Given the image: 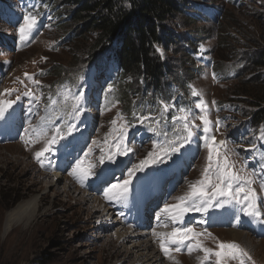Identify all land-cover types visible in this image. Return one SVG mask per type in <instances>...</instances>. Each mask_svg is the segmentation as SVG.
<instances>
[{
	"label": "rangeland",
	"instance_id": "374dc122",
	"mask_svg": "<svg viewBox=\"0 0 264 264\" xmlns=\"http://www.w3.org/2000/svg\"><path fill=\"white\" fill-rule=\"evenodd\" d=\"M253 8L264 10L255 1L248 2L239 10L228 6L224 22L225 30L229 27L227 19L231 15L234 14L240 22L231 28L230 32L240 41V45H236L244 53L250 50L246 45L247 38L244 30L250 29L255 35L260 33L258 22L250 17ZM51 18H47L48 22L45 25L38 18L35 30L29 39L24 41L28 44L27 48L17 52L2 51L0 53V61L5 59L4 61L9 65L0 89V104L7 108V102H14L11 108H7L6 119L0 120V264H132L136 256H130L127 251L133 241L128 240L130 243L122 247L123 243H117L113 236V223L106 221L100 212L95 210L97 209L96 203H83L81 200H84L87 195L98 198L106 209L112 210L110 219H116L120 223L127 222L138 213L140 199L135 186L144 174L158 180L164 178L167 183L164 193H169L163 201L165 205L177 204L179 203L178 198L190 195V186L202 178L209 150L204 145L198 157L191 158L190 165L176 163L169 167L165 174L161 171H154L149 164L146 165L143 171L133 177L125 199L109 200L105 197L107 188L111 184L127 179L128 169L145 159L149 152L157 148V145L153 138H138L137 135L130 136L127 132L128 138L125 143L131 151L127 155L115 157V163L106 161L101 166L99 158L102 150L105 155L109 151H116L115 138L119 134L120 126L127 120L121 114L120 104L109 110H102L100 105L92 100L79 131L54 145L53 150L43 158L44 166L42 167L35 159L34 153L41 149L43 142L25 143V140L29 138L34 139L39 132L48 133L47 130L37 128V120L41 114L44 94L51 88L49 84L54 77L49 76L44 79L39 74L46 70L52 71L55 66L68 68L74 65L77 63V51H80L90 41V38L83 40L77 37L71 43H66L62 47L58 46L61 36H58L59 31L52 27ZM170 25L174 26V23L170 21ZM201 27L203 26L188 23L187 29L193 31ZM1 30L7 32L8 35L18 34V28L2 27ZM216 32L215 30L214 33ZM213 47H218L214 57L220 63L225 61L221 60L223 58L220 52L226 57L230 55V51L220 46L215 39L209 41L207 50ZM35 81H40V83ZM235 86V82L216 81L211 69L205 68L204 74L195 80L194 88L197 95L207 105L205 111L211 121L209 125L211 131L208 134L204 133L203 125L199 120V116L203 113L197 107H195V116L190 117L189 122L200 125L193 130L204 134V142L206 135H215L217 141L226 142L229 161L235 165L236 171L242 177L254 181L251 187L257 190L258 196L254 201V209L248 210H254L257 214L251 217L245 215L244 201L236 203L230 197H216L207 212L189 210L192 213L190 218L195 220L189 228L197 233H204L198 237L199 241L204 247L214 250L220 242H235L228 235V230L244 232L257 245L252 251L242 243L235 242L252 257V261H246V264H253V262L264 264V188L261 187L264 182V169H261L256 159L258 151L251 149L259 145V142L254 141L253 138L259 140L261 130L253 137L242 138L244 136L237 127L249 118L241 112L238 114L225 110L222 111L223 117H220L214 109L217 103L229 101V94L233 93ZM252 87L256 88L255 86L249 88L253 90ZM100 88L95 90L96 95L100 93ZM239 101L249 105L253 99L240 98ZM114 119L117 120L116 125L111 123ZM217 121H219L218 125ZM82 127L83 130L80 131ZM217 128H219L218 131ZM52 134L48 133L49 136ZM106 137L107 143L105 142ZM199 142L202 143V140L199 139ZM17 146L21 149L18 152ZM7 151L19 154L11 155ZM220 151L223 154L225 149L221 148ZM185 153L190 157L187 148ZM63 157H66L62 169L64 180L59 186L51 187L47 184L55 179L53 177H55L58 163ZM77 161H81L84 168H87L89 164L96 165L93 171L97 175L89 177L81 184L69 175ZM213 172H215V167H213ZM176 176L178 180H175ZM99 181L107 183L98 189ZM68 183L73 186L72 196L64 194ZM234 183L240 184L242 181L238 180ZM35 202L37 203L36 216L30 219L24 218L22 222L18 220L12 229L6 232L8 215L19 207L32 208ZM199 203L200 198L193 197L188 201V207L191 209L194 204ZM121 226L124 230L133 229L132 225L121 224ZM152 237H159V235ZM261 241L262 244H259ZM195 243V240L186 241L180 245V252L172 251L165 257L172 259L173 264H201L202 261L203 264H215V256H210L205 261L203 251L188 252L187 246L189 244L194 246ZM168 261H164V264ZM228 264H239V260H229Z\"/></svg>",
	"mask_w": 264,
	"mask_h": 264
},
{
	"label": "trees",
	"instance_id": "16d2710c",
	"mask_svg": "<svg viewBox=\"0 0 264 264\" xmlns=\"http://www.w3.org/2000/svg\"><path fill=\"white\" fill-rule=\"evenodd\" d=\"M252 1L264 8V0H0V53L27 48L17 33L8 35L1 30L17 29L27 14L36 15L43 24L52 17V27L61 36L60 47L77 37L90 38L77 51V63L68 68L55 66L54 74L53 70L40 72L41 78L54 79L44 94V111L38 125L53 133L55 127L67 131V125L75 124L77 132L87 112L88 97L95 85L104 83L97 96L101 109L120 104L122 116L132 125L131 135L147 136L156 142L158 148L154 151L162 159L149 165L165 171L185 157V146L191 147L195 157L203 148V142H199L202 133L194 132L180 152L164 153L170 141L186 135L184 121L177 118L186 114L181 109L189 110V116L196 111L195 104L201 98L192 93L195 80L205 68L211 69L216 81L236 83L229 101L215 105L216 114L223 116V110L241 112L249 118L240 124L243 133L255 134L264 128V10L253 8L250 15L258 22L260 33L244 30L248 53L237 48L240 41L230 32L240 24L236 16L227 19V30L224 25L228 6L239 10ZM188 23L203 27L188 30ZM211 39L230 51L228 57L220 52L225 61L220 63L214 57L218 47L207 50ZM4 60L0 61V88L9 68ZM251 86L256 88L252 90ZM80 94L84 113L76 119L72 106ZM240 98L253 101L245 105ZM161 101L169 104L167 111ZM143 117L150 119L140 123Z\"/></svg>",
	"mask_w": 264,
	"mask_h": 264
},
{
	"label": "snow or ice",
	"instance_id": "6c2138e0",
	"mask_svg": "<svg viewBox=\"0 0 264 264\" xmlns=\"http://www.w3.org/2000/svg\"><path fill=\"white\" fill-rule=\"evenodd\" d=\"M38 23V18L34 14H27L23 17V22L18 27V34L21 41H26L29 39L31 33L35 30ZM157 51H161L159 48ZM162 54V52H161ZM213 78L215 79V74L213 73ZM40 83V81H35ZM193 95H197L196 91L193 90ZM19 99V97H17ZM77 103L74 104L73 112L75 118L79 117L84 113V108L80 106L83 99V94L77 95L75 97ZM14 102H7V108H11ZM161 105L164 111L169 109V104L161 101ZM196 107L201 109L202 115L199 116V120L203 125V131L208 134L211 129L209 125L211 121L208 119L207 112L205 109L207 105L201 100ZM7 108L0 104V120L6 119ZM182 112L186 114L178 117L177 119L184 121L183 131L186 135L178 136L176 140L170 141L168 148L164 149L165 155L175 154L181 151V149L191 141L194 133V128L200 127V125H194L189 122V115L191 114L187 109H181ZM120 115V114H118ZM145 119H150L149 117H143L139 119L140 123H144ZM113 125L117 124V120L114 119L111 122ZM217 125L219 121L216 122ZM132 125L125 122L120 126L119 134L115 138V152L109 151L107 155L103 153L99 158V164L103 166L106 161L108 163H115L114 157L116 155H127L131 149L126 146L127 132ZM76 129L75 124L67 125V131H63L61 127H55L53 134L48 135L47 132H39L36 134L35 138H29L25 140V143H41L43 146L39 151H35L34 156L41 166H44L43 158L47 153L53 150V146L58 144L61 140L66 139L70 136ZM150 131H155L153 128H149ZM219 128H217V131ZM261 136L264 137V128L261 129ZM107 143V137L105 139ZM205 146L208 148L207 163L203 169L202 178L196 183L190 186V195L179 197V203L174 205H165L163 211L170 214V218L175 222L176 220L182 219L183 215L189 210H194L197 212H207L208 208L212 206V202L216 197H230L236 203L244 201L246 207L244 209V214L247 216H255L257 213L249 211L248 209H254V201L257 199V190L251 185L254 181L250 178L242 177L239 172L236 171L235 165L229 161L228 151L226 148V142L224 140L217 141L215 135L205 136ZM155 147V146H154ZM224 148L223 154L220 149ZM91 151V150H90ZM162 159V157L155 151L148 153V156L141 160L138 164L133 165L128 169L127 179H123L121 182L116 184H111L105 191V197L109 200H122L127 197L129 192V186L132 183L133 177L136 176L138 172L144 170L145 166L150 163H157ZM215 162V163H213ZM96 167L94 164H89L87 168L82 167V162L77 161L76 165L73 167L72 171L69 173L74 179L78 180L81 184L89 177L96 176L97 173L93 171ZM213 167H215V172H213ZM211 173V174H210ZM214 176V179H213ZM242 181L240 184H235V181ZM261 187L264 188V182H262ZM193 197H199L200 203L194 204L190 209L188 207V201ZM217 206L219 204L217 203ZM159 220V217H157ZM166 236V239H161L160 248L163 253L167 256L172 251L180 252L181 247L186 241L195 240V245L189 244L187 250L191 253L193 250H200L204 252V260L207 261L210 256H215V264H228L229 260H239V264H246V261H252L250 254L240 247L239 244L235 242L225 243L220 242L217 248L210 249L203 246L202 242L199 241L198 237L204 235V233H197L192 228H174L172 232L167 234H161ZM211 235L210 233L208 234ZM176 245L175 248L169 245ZM203 264V261L201 262ZM254 264V262H253Z\"/></svg>",
	"mask_w": 264,
	"mask_h": 264
},
{
	"label": "bare ground",
	"instance_id": "6f19581e",
	"mask_svg": "<svg viewBox=\"0 0 264 264\" xmlns=\"http://www.w3.org/2000/svg\"><path fill=\"white\" fill-rule=\"evenodd\" d=\"M19 147L20 146H17V152L21 150ZM7 152H10L11 155L19 154L17 152H12V151H7ZM65 158L66 157H63V159L60 160L58 163L55 177H53L55 179L52 180V182H50L47 185H50L51 187L53 186L56 187L59 186L60 183L64 180V174L62 169L63 166L65 165ZM103 184H106V182L104 181L98 182V186H101V188ZM72 189L73 186L71 184L69 183L66 184L64 189V194L72 196L71 195ZM81 201L83 203H87V202L96 203L97 209L95 210L100 212V215H102V217L106 221L109 220L113 223V228H112L114 232L113 236L114 238H116L115 240L117 243L120 242L123 243L122 247H124V244L128 243L129 241H133L131 243L132 246L129 247V249L127 248L128 249L127 252L128 254H130V256L133 257L136 256V260L132 264H164V261H168V260L169 263L168 262L166 263L173 264L172 259H167L165 257V254L160 248L161 239L163 238L166 239V236L163 235L160 236V234H167V233H164L162 229L159 228V226L161 223L167 221V218L164 214L161 213L157 215V211L159 209L156 210L151 209L153 202H151L144 211H141L140 209V213L138 214V218H137L139 221L136 222V225L132 230L128 231V230H124L121 226V224L126 225V222L120 223L116 219L114 220L110 219L112 216L111 215L112 210H110L109 208L106 209L105 206H103V204H101V202L98 201V198L87 195L85 196V199ZM36 204H37L36 202L33 203L31 206L32 208L19 207L17 210L9 214L6 221L5 231L9 232L12 229V226L18 220L22 222L24 218H28V219L34 218L36 216V210H37ZM108 209L110 210V212L108 211ZM157 217L160 218V222L157 223L156 225V220H158ZM98 220L102 221L101 218H98ZM154 235H159V237H152ZM228 235L232 238V241L240 242L252 251H254V248L257 246L255 243H253L251 237H249V235L244 232H240L237 230H228ZM259 244H262V241Z\"/></svg>",
	"mask_w": 264,
	"mask_h": 264
}]
</instances>
